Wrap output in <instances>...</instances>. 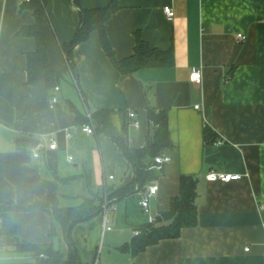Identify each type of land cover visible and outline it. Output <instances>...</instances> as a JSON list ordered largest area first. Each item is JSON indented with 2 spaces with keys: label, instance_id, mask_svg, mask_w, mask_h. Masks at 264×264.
<instances>
[{
  "label": "crops",
  "instance_id": "crops-1",
  "mask_svg": "<svg viewBox=\"0 0 264 264\" xmlns=\"http://www.w3.org/2000/svg\"><path fill=\"white\" fill-rule=\"evenodd\" d=\"M23 1L0 0V264L33 262L13 251L16 241L66 248L60 231L49 236L50 215L29 206H75L105 185L119 189L132 182L133 165L111 137L78 128L87 113L99 109L109 111L113 131L132 149L143 148L154 135L148 111L166 113L171 146L158 155L170 161L154 168L156 178L148 183L159 187L150 213L156 217L168 209L180 175L193 176L197 225L131 255L121 247L146 217L138 192L127 194L109 202V230L102 211L73 227L83 264H264V0H117L118 9L105 22L117 59L133 53L137 35L172 53L171 66L130 74L113 67L96 31L72 49L73 74L61 45L72 40L79 12L71 0H47L44 32L49 62L59 75L57 91L44 82L26 83V57L35 41L17 35L34 20L20 6ZM110 1L80 4L97 8ZM165 6L174 13L171 19ZM238 33L246 39L237 40ZM194 69L201 70L200 83L189 79ZM129 110L136 113L137 127ZM209 171L241 178L209 182Z\"/></svg>",
  "mask_w": 264,
  "mask_h": 264
},
{
  "label": "trees",
  "instance_id": "trees-1",
  "mask_svg": "<svg viewBox=\"0 0 264 264\" xmlns=\"http://www.w3.org/2000/svg\"><path fill=\"white\" fill-rule=\"evenodd\" d=\"M79 12V26L68 43L61 45L65 59L75 73L72 60V49L75 45L85 41L92 31L99 34L103 51L111 61L113 67L121 74H130L141 68L168 67L172 65L171 51L159 50L150 47L148 43L137 35L133 53L123 59H117L109 44L105 32V22L118 9L117 0H111L104 7L84 8L80 0H71ZM47 0H24L21 7L32 12L33 23L22 27L17 35L31 37L35 41V49L26 57V83L37 84L44 82L48 86H55L59 75L53 70L47 55L44 21L46 19ZM91 119L83 117L78 125L91 123L94 131L105 132L134 168V178L130 184L123 188L115 189L112 186H103L95 195L84 197L78 205L69 207H48L35 203L30 208H39L51 217L50 238L58 236L60 231L65 247L61 244L55 248L53 243L28 244L16 241L11 247L18 254H28L32 259L30 264H83L78 256L77 249L72 240L73 227L102 211L105 201L111 202L127 194H132L143 189L149 182L156 178V171L152 168L154 157L161 149L171 146L167 116L164 111L149 110L148 117L156 127L154 135L143 148L132 149L113 131L109 121V111L99 109L90 113ZM205 140H211V132L204 129ZM89 175V173H87ZM88 189L90 179L85 182ZM104 196H106L104 198ZM196 178L189 175H180L178 179V194L171 197L166 211L160 212L152 223L147 221L138 228V233L131 242L121 247L131 255H136L147 246L153 245L163 239L177 238L183 228L197 225V208L195 200ZM21 264V263H20Z\"/></svg>",
  "mask_w": 264,
  "mask_h": 264
},
{
  "label": "built area",
  "instance_id": "built-area-1",
  "mask_svg": "<svg viewBox=\"0 0 264 264\" xmlns=\"http://www.w3.org/2000/svg\"><path fill=\"white\" fill-rule=\"evenodd\" d=\"M2 1H4V0H2ZM163 11H164L166 17L169 19H171L174 15L171 7H169V6H165L163 8ZM236 39L240 40V41H244L246 39V35H244L242 33H238L236 35ZM201 78H202V73H201L200 69H194L189 74V79L194 83H200ZM58 89L59 88L57 86L54 87L55 91H57ZM56 103H57L56 96H52L50 99V106L53 107ZM195 108H198V106H195ZM86 117H87V119L90 120L91 119L90 113H87ZM127 117L130 120L131 124L133 126L137 127L138 123L136 120L135 111L129 110L127 112ZM78 128L80 129V131H82L83 133H86V134H92L94 132V129H93L91 123L81 124V125H79ZM66 136L69 137L70 134L67 133ZM55 147H56L55 142H52L49 145L50 149H54ZM32 154H33V157H35V158L39 156V153L37 152V150L35 148H33ZM169 161H170V157L168 155H157L154 157V164H153L152 168L159 170V169H161L163 164H165ZM110 178H112V176H110ZM240 178H241V175H239V174H230V173L215 172V171H209L205 176V179L209 182L219 181V182H223V183H227V182L234 181V180H239ZM158 188H159L158 184L152 183V184L146 185L143 189L138 191V194H139L138 205L140 206L143 214L146 217V221L148 223H152L154 221V217L150 213L149 203H150V199L157 194ZM102 207H103L102 212H103V218H104V228L109 230L110 227L106 226V223L108 222L107 210L110 207L109 202L105 201ZM135 234H137V232H135Z\"/></svg>",
  "mask_w": 264,
  "mask_h": 264
},
{
  "label": "water",
  "instance_id": "water-1",
  "mask_svg": "<svg viewBox=\"0 0 264 264\" xmlns=\"http://www.w3.org/2000/svg\"><path fill=\"white\" fill-rule=\"evenodd\" d=\"M24 141H26L27 143L36 146L38 144L37 140H34L32 138H28V137H22Z\"/></svg>",
  "mask_w": 264,
  "mask_h": 264
},
{
  "label": "rangeland",
  "instance_id": "rangeland-1",
  "mask_svg": "<svg viewBox=\"0 0 264 264\" xmlns=\"http://www.w3.org/2000/svg\"><path fill=\"white\" fill-rule=\"evenodd\" d=\"M106 196H104V198H105Z\"/></svg>",
  "mask_w": 264,
  "mask_h": 264
}]
</instances>
